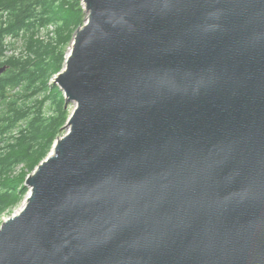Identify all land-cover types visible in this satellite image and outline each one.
<instances>
[{"label": "water", "instance_id": "95a60500", "mask_svg": "<svg viewBox=\"0 0 264 264\" xmlns=\"http://www.w3.org/2000/svg\"><path fill=\"white\" fill-rule=\"evenodd\" d=\"M81 3L0 264H264V0Z\"/></svg>", "mask_w": 264, "mask_h": 264}, {"label": "trees", "instance_id": "16d2710c", "mask_svg": "<svg viewBox=\"0 0 264 264\" xmlns=\"http://www.w3.org/2000/svg\"><path fill=\"white\" fill-rule=\"evenodd\" d=\"M85 15L81 0H0V65H8L0 76V216L21 203L26 175L62 133L70 110L50 80ZM50 25L55 32L40 37ZM19 38L25 54L7 56L10 41Z\"/></svg>", "mask_w": 264, "mask_h": 264}, {"label": "rangeland", "instance_id": "374dc122", "mask_svg": "<svg viewBox=\"0 0 264 264\" xmlns=\"http://www.w3.org/2000/svg\"><path fill=\"white\" fill-rule=\"evenodd\" d=\"M84 23V22H83ZM50 30H53L54 32H55V28H54V26H53V28H51V27H49V28H47V29H41L40 30V32H39V36L40 37H44L45 36V34H46V32L47 31H50ZM7 40L9 41V40H11L10 38H7ZM10 42H12V46H10L7 50H6V55L8 56V55H17V56H19L21 53H23V54H25V52H26V50H25V42L22 40V39H17V40H14V41H10ZM52 83V82H51ZM16 90H18V88H16ZM68 108H69V110H70V112L72 111V109H73V107H74V105H73V103H68ZM14 132H16V130L14 131ZM65 133V130H62V133H61V135H59V136H62L63 134ZM51 150V149H50ZM50 152V151H49ZM48 155V154H47ZM43 160V159H42ZM22 166L23 165H19V166H17L16 167V169H15V171L13 172L14 174H16V173H18L20 170H21V168H22ZM29 174V173H28ZM27 174V175H28ZM26 175V176H27ZM29 190V189H28ZM25 196H26V194H25ZM25 196H24V198H25ZM24 198H23V200H24ZM23 200L21 201V203H19L17 206H15V207H13L12 208V210H11V212H4L1 216H0V222L4 219V218H6L7 216H9V215H11V213L12 212H14L16 209H19L21 206H22V204H23Z\"/></svg>", "mask_w": 264, "mask_h": 264}, {"label": "built area", "instance_id": "2783aa9c", "mask_svg": "<svg viewBox=\"0 0 264 264\" xmlns=\"http://www.w3.org/2000/svg\"><path fill=\"white\" fill-rule=\"evenodd\" d=\"M49 27L53 28L52 25H50ZM49 27H48V28H49ZM46 29H47V28H46ZM46 33L52 34V33H53V30L47 31ZM44 37H46V36H44Z\"/></svg>", "mask_w": 264, "mask_h": 264}, {"label": "bare ground", "instance_id": "6f19581e", "mask_svg": "<svg viewBox=\"0 0 264 264\" xmlns=\"http://www.w3.org/2000/svg\"><path fill=\"white\" fill-rule=\"evenodd\" d=\"M20 209V208H19Z\"/></svg>", "mask_w": 264, "mask_h": 264}]
</instances>
